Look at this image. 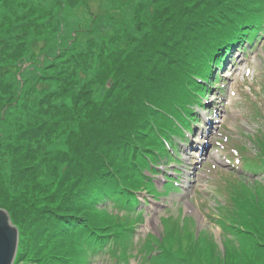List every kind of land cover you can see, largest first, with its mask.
<instances>
[{
	"label": "trees",
	"instance_id": "1",
	"mask_svg": "<svg viewBox=\"0 0 264 264\" xmlns=\"http://www.w3.org/2000/svg\"><path fill=\"white\" fill-rule=\"evenodd\" d=\"M92 1L0 0V206L19 233L13 264H90L106 254L113 264L137 254L141 264L199 262L207 242L192 234L134 243L138 196L154 193L161 158L175 160L216 68L260 39L264 0H98L100 10ZM59 138L64 146L48 150ZM242 167L264 170V153ZM32 168L39 173L29 176ZM238 178L218 225L252 252L230 264H258L264 201Z\"/></svg>",
	"mask_w": 264,
	"mask_h": 264
},
{
	"label": "rangeland",
	"instance_id": "2",
	"mask_svg": "<svg viewBox=\"0 0 264 264\" xmlns=\"http://www.w3.org/2000/svg\"><path fill=\"white\" fill-rule=\"evenodd\" d=\"M98 4V0L91 2L94 10H100ZM241 51L244 55L238 56L240 63L232 71L223 73L225 79H218L215 83L214 89L218 94L207 100L206 109L211 113L209 115L203 110L202 114L205 120L209 117L210 124L202 123L204 128L196 129L197 136L191 140L192 144L190 139L178 143V150L172 152L176 154L175 160L161 158L157 172L152 176L151 182L156 188L154 193L143 191L138 196L140 204L136 210L143 218L135 224L132 237L135 244L148 234L161 238L166 230L182 239L192 234V237L207 242L201 243L194 254L200 258L199 262L179 258L177 264H225L226 261L230 264L232 255L237 259L235 261H243L252 253L246 247L243 249L247 241L243 236L239 240L231 238L218 225L220 216L224 214L221 204H225L228 188L236 184L235 179L239 175L242 184H246L247 194L263 197L264 201V170L255 173L242 167V158L255 159L264 153V32L257 42L245 45ZM37 59L40 60V56ZM24 65L26 67L28 63ZM237 67L241 68L238 70ZM41 87V84L36 86L37 90ZM64 144L65 140L59 138L52 143L47 142V148L61 149ZM37 170L30 169L29 176L39 173ZM44 170L48 171L45 167ZM144 173L148 174V171ZM46 174L42 173L41 177ZM166 176L172 180L167 182ZM6 198L9 202L15 199L12 195ZM99 206L104 205L100 203ZM252 224L257 223L250 221ZM110 257V254L95 256L90 264H113L117 261ZM129 259L130 264H141L139 254Z\"/></svg>",
	"mask_w": 264,
	"mask_h": 264
},
{
	"label": "water",
	"instance_id": "3",
	"mask_svg": "<svg viewBox=\"0 0 264 264\" xmlns=\"http://www.w3.org/2000/svg\"><path fill=\"white\" fill-rule=\"evenodd\" d=\"M19 244V233L6 208L0 206V264H13Z\"/></svg>",
	"mask_w": 264,
	"mask_h": 264
},
{
	"label": "bare ground",
	"instance_id": "4",
	"mask_svg": "<svg viewBox=\"0 0 264 264\" xmlns=\"http://www.w3.org/2000/svg\"><path fill=\"white\" fill-rule=\"evenodd\" d=\"M241 67H237V69L239 70ZM209 138V137H208ZM205 146V145H204Z\"/></svg>",
	"mask_w": 264,
	"mask_h": 264
}]
</instances>
